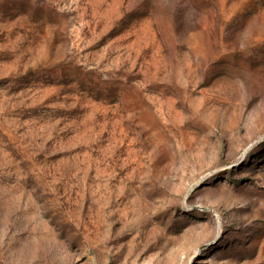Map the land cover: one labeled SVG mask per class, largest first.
<instances>
[{
  "label": "rangeland",
  "instance_id": "obj_1",
  "mask_svg": "<svg viewBox=\"0 0 264 264\" xmlns=\"http://www.w3.org/2000/svg\"><path fill=\"white\" fill-rule=\"evenodd\" d=\"M0 264H264V0H0Z\"/></svg>",
  "mask_w": 264,
  "mask_h": 264
}]
</instances>
